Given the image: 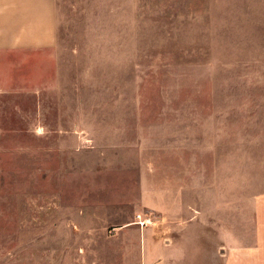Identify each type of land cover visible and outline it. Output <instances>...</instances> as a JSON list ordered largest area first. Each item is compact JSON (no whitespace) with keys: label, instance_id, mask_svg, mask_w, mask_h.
<instances>
[{"label":"rangeland","instance_id":"374dc122","mask_svg":"<svg viewBox=\"0 0 264 264\" xmlns=\"http://www.w3.org/2000/svg\"><path fill=\"white\" fill-rule=\"evenodd\" d=\"M57 24L0 87V264H139V221L264 193V0H59Z\"/></svg>","mask_w":264,"mask_h":264},{"label":"crops","instance_id":"0c3cea01","mask_svg":"<svg viewBox=\"0 0 264 264\" xmlns=\"http://www.w3.org/2000/svg\"><path fill=\"white\" fill-rule=\"evenodd\" d=\"M58 2L0 0V87L23 80V71L43 62L55 46ZM217 201L196 212L164 215L152 230L145 221L134 235L139 264H264V193L243 214L232 210L226 216Z\"/></svg>","mask_w":264,"mask_h":264},{"label":"built area","instance_id":"2783aa9c","mask_svg":"<svg viewBox=\"0 0 264 264\" xmlns=\"http://www.w3.org/2000/svg\"><path fill=\"white\" fill-rule=\"evenodd\" d=\"M144 224H145V221H140V222H139V225H140V226H143Z\"/></svg>","mask_w":264,"mask_h":264}]
</instances>
